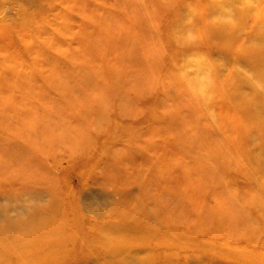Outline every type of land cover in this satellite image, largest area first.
<instances>
[{"label": "rangeland", "instance_id": "rangeland-1", "mask_svg": "<svg viewBox=\"0 0 264 264\" xmlns=\"http://www.w3.org/2000/svg\"><path fill=\"white\" fill-rule=\"evenodd\" d=\"M55 218L64 264H264V0H0V233Z\"/></svg>", "mask_w": 264, "mask_h": 264}, {"label": "bare ground", "instance_id": "bare-ground-1", "mask_svg": "<svg viewBox=\"0 0 264 264\" xmlns=\"http://www.w3.org/2000/svg\"><path fill=\"white\" fill-rule=\"evenodd\" d=\"M147 141H150V138H147ZM156 146H157L156 149L152 150V148H150V150L146 151V153L148 155L151 154V156L157 155L159 150H160V146L159 145H156ZM143 161H144L143 164L147 163L146 166H144L145 168H147L148 167V161L150 162V158H149V160L147 158H145ZM119 164H120V160H119ZM40 173L41 172H39V174ZM136 173H138V172L136 171ZM138 174H140V172ZM132 175L131 176L130 175L124 176L123 177V178H125L124 181L129 183L131 180H135V177ZM107 180L110 183H113L112 177H110ZM123 206H125V204H123ZM49 221L56 223V225L54 226L55 230L49 229V227L47 226V223L46 224L43 223L42 225H38L37 227L35 226V227L29 229L30 233L27 232L28 231L27 229H25L24 232H22V230H23L22 228H20L21 232L17 228L14 229L15 227L14 226L11 227V224H9L11 222H9V221H8L9 223L8 222H2L4 228H2L3 233H0V244H1L0 245V248H1L0 257H1V259L3 258L1 260V263L2 264H11V262H9V257H11L13 259H15V258L17 259V264H27V263H25V260H22L23 258L21 257L22 255L26 254V255H28V257L30 256V257H34L35 259H39V261H41L42 264H46L44 262L45 254L48 253V255L50 254L53 257L54 254L51 253L52 250H54L56 247H59L62 250L59 252V254L55 253L54 257H55V259L57 257H59L58 260L61 261L62 264H64L67 261L68 256L71 253V252H69L70 250L68 248V245H72L73 247H75L78 243L76 240V237L71 238L73 240V242H68L69 240H66L64 238L67 236V234H70L73 231V227H70V226L68 227L67 222H64V221L62 222V220H60V219H56V218H55V220L49 219ZM32 229H33V231H32ZM12 230H14V231H12ZM8 233H9V235H6ZM50 234L52 236H54L55 239L50 238L48 236ZM14 239L20 240V242L16 243V246L9 244V242L14 240ZM130 243H135V242L129 241L128 244H130ZM103 244H104V242H102V245ZM46 250H48V251H46ZM5 255L7 256V258L5 257ZM55 259L53 258V260H55ZM30 260H32V263H33V259H30ZM48 264H53V262L48 263Z\"/></svg>", "mask_w": 264, "mask_h": 264}]
</instances>
